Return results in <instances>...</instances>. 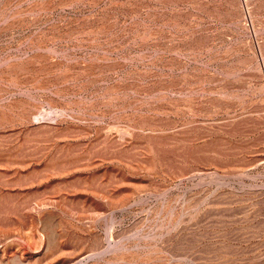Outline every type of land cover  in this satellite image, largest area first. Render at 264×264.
I'll list each match as a JSON object with an SVG mask.
<instances>
[{"label": "rangeland", "instance_id": "1", "mask_svg": "<svg viewBox=\"0 0 264 264\" xmlns=\"http://www.w3.org/2000/svg\"><path fill=\"white\" fill-rule=\"evenodd\" d=\"M0 264H264V0H0Z\"/></svg>", "mask_w": 264, "mask_h": 264}]
</instances>
